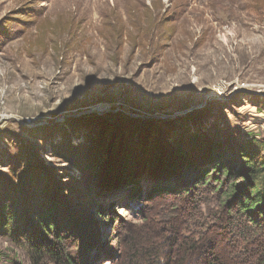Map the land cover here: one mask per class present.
Returning a JSON list of instances; mask_svg holds the SVG:
<instances>
[{
    "label": "rangeland",
    "instance_id": "374dc122",
    "mask_svg": "<svg viewBox=\"0 0 264 264\" xmlns=\"http://www.w3.org/2000/svg\"><path fill=\"white\" fill-rule=\"evenodd\" d=\"M99 105L114 112L86 114ZM262 109L264 0H0V191L66 185L74 202L86 184L101 188L104 214L74 222L78 264L119 263L120 237L138 224L123 203L132 181L143 192L175 183L135 160H176L193 135H264ZM67 145L80 170L53 156ZM113 162L131 180L115 182ZM28 258L0 236V264Z\"/></svg>",
    "mask_w": 264,
    "mask_h": 264
},
{
    "label": "trees",
    "instance_id": "16d2710c",
    "mask_svg": "<svg viewBox=\"0 0 264 264\" xmlns=\"http://www.w3.org/2000/svg\"><path fill=\"white\" fill-rule=\"evenodd\" d=\"M219 139L193 135L189 147L175 143L176 160L146 153L133 162L151 173L159 162L162 177L168 174L176 181L153 182L144 192L132 181L123 203L136 208L138 224L122 233L118 264H264V135L249 134L231 145ZM67 148L52 154L80 170L78 149ZM101 162L82 164L83 170L95 175ZM117 164H111L113 180H131L135 170L116 174ZM88 185L74 202L65 201L73 193L66 185L57 187V193L26 183L13 191L2 189L0 236L24 248L29 264H78L74 254L83 250L77 238L84 231L75 219L92 218L91 210L102 216L105 210L98 203L101 188ZM165 196L174 203L157 202Z\"/></svg>",
    "mask_w": 264,
    "mask_h": 264
},
{
    "label": "water",
    "instance_id": "95a60500",
    "mask_svg": "<svg viewBox=\"0 0 264 264\" xmlns=\"http://www.w3.org/2000/svg\"><path fill=\"white\" fill-rule=\"evenodd\" d=\"M103 107V108H102ZM105 112V113H108V112H114V111H110L108 110L104 105H99V106H96L95 108H93L90 112L86 113V114H92V113H101V112ZM85 114V113H84Z\"/></svg>",
    "mask_w": 264,
    "mask_h": 264
},
{
    "label": "built area",
    "instance_id": "2783aa9c",
    "mask_svg": "<svg viewBox=\"0 0 264 264\" xmlns=\"http://www.w3.org/2000/svg\"><path fill=\"white\" fill-rule=\"evenodd\" d=\"M257 118L261 119L264 128V109L257 112Z\"/></svg>",
    "mask_w": 264,
    "mask_h": 264
}]
</instances>
